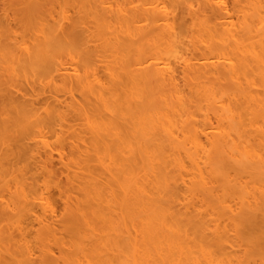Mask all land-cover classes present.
I'll return each mask as SVG.
<instances>
[{
  "label": "bare ground",
  "instance_id": "obj_1",
  "mask_svg": "<svg viewBox=\"0 0 264 264\" xmlns=\"http://www.w3.org/2000/svg\"><path fill=\"white\" fill-rule=\"evenodd\" d=\"M23 1L44 15L0 33V264H264V0Z\"/></svg>",
  "mask_w": 264,
  "mask_h": 264
},
{
  "label": "rangeland",
  "instance_id": "obj_2",
  "mask_svg": "<svg viewBox=\"0 0 264 264\" xmlns=\"http://www.w3.org/2000/svg\"><path fill=\"white\" fill-rule=\"evenodd\" d=\"M9 1H11V3H12V0H9ZM21 1H23V0H21ZM14 2H16L18 6H16V4H15ZM6 3L9 4L10 2H8V0H0V33H1V34H7V33H8L7 36L10 35L11 43H12L13 41H16V42L18 43L17 40L22 41V40H25V39H26V37H25V35L27 34V33H26V30L28 29L29 31H31V29H33V27L37 24V23L33 24V22H34L35 20H37V18H39V17H41V16L44 15V14H43V10H41L42 13H41V11L39 12V10H38V11L35 10L37 13H36L35 11H34V12H31V11H33V10H30V12L33 13V15H34V17H32L33 15L31 16L32 20H30V19H28V18L30 17V16L28 15V14L30 13V12L28 11V10H29V7H28V10L22 8V6L26 4V2H25V3H24V1L21 2L22 4L24 3V4L21 6V4H20V0H19V4H18V1H17V0H16V1L13 0V4H11V7L13 8L14 6H16V7H15L16 9L14 8V9H15L14 14L12 13V11H13L14 9L12 10L11 7H10V8H11V13L9 14L10 11L8 10V7H7ZM26 5H27V4H26ZM19 6L22 8V11H21V9H20ZM23 7H24V6H23ZM10 8H9V9H10ZM18 8L20 9V10H19L20 12L18 11ZM24 8H25V7H24ZM23 11H25V12H23ZM18 12H19V15H18ZM26 12H27L28 14H27ZM15 13H16V16H15ZM24 13H26V15H25ZM31 13H30V14H31ZM34 13H35V14H34ZM40 13H41V14H40ZM44 13H45V15L48 14L47 11L44 12ZM53 13L56 14V12H53ZM53 13H51V14H53ZM7 14H8V15H7ZM12 14H13V15H12ZM42 14H43V15H42ZM54 14H53L52 16H55ZM36 15H37V16H36ZM6 16H9V17H6ZM14 16H15V17H14ZM21 16H23V17H22L23 19L21 18ZM26 16H27L28 18H27ZM25 17H26L27 19H26ZM5 18H6V19H5ZM8 18H9V19H8ZM24 18H25V19H24ZM34 18H36V19L34 20ZM4 20H5V21H4ZM6 20H7V21H6ZM8 20H9V21H8ZM26 20H27V21H26ZM28 20H29V21H28ZM33 20H34V21H33ZM13 21H14L15 23H14ZM3 22H4V23H3ZM12 22H13V23H12ZM18 22H20V25L18 24ZM29 22H30V23H29ZM31 22H32V23H31ZM35 22H37V21H35ZM8 23H10V25H12L11 28H10V25H9ZM11 23H12V24H11ZM28 23H29V24H28ZM5 24H6V25H5ZM17 24H18V27H17ZM24 24H25L26 27H28V26H30V24H32L33 27L30 26V28H27V29H26V27L24 26ZM6 26H7V27H6ZM8 26H9V27H8ZM13 26H14L15 28H14ZM12 27H13V28H12ZM22 27H23V28H22ZM16 28L18 29V31H17ZM20 28H21V29H20ZM89 28H90V27H89ZM6 29L8 30L7 32H5ZM10 29H11V32H16V31L19 32L20 34H17V32H16L15 35H16V36H17V35H18V36L20 35V36H19V37H18V36L15 37V38H16V39H15V38H14L15 35H14L13 33H12L13 35H11V33L9 34V32H10L9 30H10ZM15 29H16V30H15ZM24 29H25V30H24ZM28 30H27V31H28ZM92 30H93V29H92ZM92 30H91V31H92ZM5 36H6V35H5ZM11 36H12V38H11ZM26 36H27V35H26ZM23 37H24V38H23ZM22 38H23V39H22ZM20 43H21V42H20ZM47 93H48V94H47ZM47 93L45 92V94H42V95H46L45 97L43 96V100H44V102H42L43 100H42V97H41V96L39 97V99H41V100H39L38 97H36V98L39 100L38 102L40 103V105H39L38 103H36V102H37V101H36L37 99L34 100V101H35L34 104H35V106H36L37 108L42 107L41 105L47 104L49 101H50L49 103L52 102L51 100H48V99H52V98H50V94H49V92H47ZM40 95H41V93H40ZM48 95H49V96H48ZM60 98L63 99L62 97H60ZM33 99H35V98H33ZM46 99H47V100H46ZM41 102H42V104H41ZM46 102H47V103H46ZM43 103H44V104H43ZM37 104H38L39 106H37ZM44 106H45V105H44ZM44 106H43V107H44ZM3 116H4V115H3ZM72 122H74V121H72ZM79 122H80V121H79ZM79 122H76V121H75V124H76V125H77V123L80 124ZM75 124H74V125H75ZM72 125H73V124H72ZM75 128H76V127H75ZM77 128H78V131L81 130V128H79V127H77ZM79 129H80V130H79ZM82 136H83V135H82ZM85 138H88V137H85ZM86 141H87V140H86ZM64 143L67 144V145H69L68 142H66V141H65ZM66 147H67V146H66ZM66 147H65V148H66ZM67 148H68V147H67ZM67 148H66V149H67ZM66 149H65V150H66ZM68 151H69V150H67V152H68ZM9 159H11V157H10ZM10 161H11V160H10ZM10 161H9V162H10ZM14 161H15V163H16V160L11 161L10 163H12V162H14ZM52 161H53L52 165H53L54 168L51 166V167H52V168H51V169H52L51 171H53V173H54V175H55V176H53V174H52V178H54V180L57 181V180L59 179V178L57 179V173H58V175L61 173V176H58V177H60V179H59L57 182H58V184H60V186H61V185L63 186L66 182L69 181V180H67V181L65 182V180H64V177H66V173L64 174V172H66V171L63 172V167H64V166H62V165L59 163L57 157L55 158V156H54V159H53ZM54 163H55V164H54ZM12 164H13V163H12ZM32 164H33V163H32ZM4 165H7V164H4ZM37 165H38V164L33 165V166L36 168ZM29 166H31V163H30ZM33 166L29 167L30 172L32 171V173H29V174H33V172H35V170H33V169H34ZM49 169H50V168H49ZM64 169H65V168H64ZM36 172H37V171H36ZM62 172H63V175H62ZM38 173H40V172L38 171ZM38 173H36L34 179L36 180V182L38 181V182L40 183V182H42L43 180H45V179H43V178L41 177L42 175H44V173L41 174V176H40V174H38ZM51 173H52V172H51ZM34 174H35V173H34ZM34 174H33V176H34ZM63 176H64V177H63ZM37 177H38V178H37ZM40 177H41V178H40ZM52 178H50V179H51L52 181H54ZM38 179H39L40 181H39ZM42 179H43V180H42ZM47 180H48V179H47ZM60 180H61V181H60ZM59 181H60V183H59ZM38 182H37V183H38ZM57 182H56V183H57ZM53 183H55V181H54ZM40 184H41V183H40ZM53 192H55V191H53ZM53 195H54V198H55V203H56V206H57V210H58V211H61V209H62V202L59 201V200L61 199V197H60V196L58 197V195H56V193H54ZM58 198H59V199H58ZM55 220H57V219H55ZM32 230L34 231V229H32ZM32 230H31V232H30L31 234H30V236H29L30 239H32V238L35 236V235H34L35 232H33ZM32 235H33V237H32ZM31 237H32V238H31ZM55 250H56V249H55ZM54 252H55V251H54ZM56 254H57V253L55 252V255H56ZM57 255H58V254H57Z\"/></svg>",
  "mask_w": 264,
  "mask_h": 264
}]
</instances>
